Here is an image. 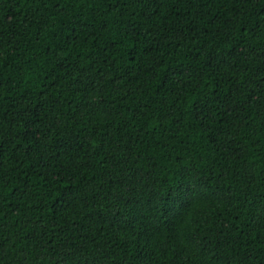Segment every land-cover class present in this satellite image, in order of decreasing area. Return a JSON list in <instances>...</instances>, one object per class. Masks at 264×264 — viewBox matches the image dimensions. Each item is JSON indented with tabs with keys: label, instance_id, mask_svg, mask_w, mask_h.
<instances>
[{
	"label": "trees",
	"instance_id": "obj_1",
	"mask_svg": "<svg viewBox=\"0 0 264 264\" xmlns=\"http://www.w3.org/2000/svg\"><path fill=\"white\" fill-rule=\"evenodd\" d=\"M0 264H264V0H0Z\"/></svg>",
	"mask_w": 264,
	"mask_h": 264
}]
</instances>
